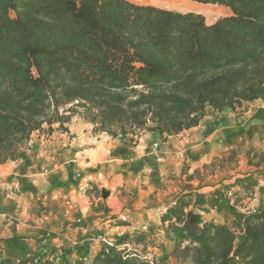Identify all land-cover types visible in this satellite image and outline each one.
<instances>
[{"label": "trees", "instance_id": "16d2710c", "mask_svg": "<svg viewBox=\"0 0 264 264\" xmlns=\"http://www.w3.org/2000/svg\"><path fill=\"white\" fill-rule=\"evenodd\" d=\"M191 1L231 14L207 23L198 12L130 0H0V164L22 158L34 132H68L73 117L130 142L150 124L165 140L196 126L207 108L264 101V0ZM243 155L254 171L208 192H182L160 215L179 225L177 249L188 264H264V209L230 224L194 212L222 200L243 205L264 189V152ZM150 262L134 247H111L73 264ZM0 264L54 263L0 251Z\"/></svg>", "mask_w": 264, "mask_h": 264}, {"label": "crops", "instance_id": "0c3cea01", "mask_svg": "<svg viewBox=\"0 0 264 264\" xmlns=\"http://www.w3.org/2000/svg\"><path fill=\"white\" fill-rule=\"evenodd\" d=\"M91 127L72 118L68 132H34L22 158L0 164L3 254H59L58 264L82 257L90 261L104 247L96 238L99 233L119 249L134 247L140 254L159 249L158 264H188L177 249L174 231L179 225L162 223L160 215L182 192H208L223 185L217 170L204 167L216 158L238 148L264 152V101L236 110L207 108L196 126L165 140L150 124L133 142L129 136L94 134ZM250 167L246 174L255 170ZM261 190L256 187L243 205L222 200L207 213L194 212L202 221L230 224L249 208L264 209ZM139 233L145 240L135 242ZM187 246L183 243L180 249Z\"/></svg>", "mask_w": 264, "mask_h": 264}, {"label": "rangeland", "instance_id": "374dc122", "mask_svg": "<svg viewBox=\"0 0 264 264\" xmlns=\"http://www.w3.org/2000/svg\"><path fill=\"white\" fill-rule=\"evenodd\" d=\"M130 1H132L134 3H138V4H152V5H155V6H158V7H162V8L173 9L169 5L165 4L162 1H158V0H130ZM209 7L212 8V9H222L223 10L222 6L216 5V4H210ZM173 10H177V9H173ZM179 11H183V10H179ZM229 13L231 14V12H226V13H224L221 16L230 15ZM221 16H215V15L205 16V20L207 22H210L211 20L214 21V20H216L217 18H219ZM73 118H77V117H73ZM145 132L149 133V130H146ZM238 149L236 150L237 154L235 156H233L232 158L225 159L224 161L220 160L223 157L217 158V160L214 161V165L212 167L208 168V171L217 170V172H218L217 173V178L220 179L221 182H223L224 185H230L231 184L230 181L233 180L235 176L244 175L251 168L250 165H248L247 162L245 161L246 159L243 156V152L241 150H238ZM241 149H243V148H241ZM228 156H229V154H227V157ZM260 193L263 194V196H264V189H262L260 191ZM254 208L258 211V209L256 207H254ZM249 209H251V208H249ZM241 214H245V213H241ZM239 215L240 214H238V216ZM98 236H102V234L98 233L96 235V238ZM154 246H156V245H154ZM156 248H158V247H156ZM153 250L154 249H151L147 253H143V254L141 253V254L146 256L149 259V261H151V264H158L159 257L157 256V254H159V249L155 250L154 252H153ZM28 257L31 258V260L33 258V256H28ZM181 258H182L183 261H185L184 260L185 258H183V257H181Z\"/></svg>", "mask_w": 264, "mask_h": 264}, {"label": "bare ground", "instance_id": "6f19581e", "mask_svg": "<svg viewBox=\"0 0 264 264\" xmlns=\"http://www.w3.org/2000/svg\"><path fill=\"white\" fill-rule=\"evenodd\" d=\"M169 5L173 9L183 11H194L203 14L204 16H221L224 13L222 9H212L210 4H202L191 0H158ZM224 9V8H223Z\"/></svg>", "mask_w": 264, "mask_h": 264}, {"label": "built area", "instance_id": "2783aa9c", "mask_svg": "<svg viewBox=\"0 0 264 264\" xmlns=\"http://www.w3.org/2000/svg\"><path fill=\"white\" fill-rule=\"evenodd\" d=\"M249 210H250V213H255L257 211L255 208H251ZM97 238L104 244V247L103 248H105L106 250H108L109 248L112 247L111 241H109L108 239H106V237L104 235L98 236ZM44 254L45 253L38 254V255H34L33 258H32V261L34 263H38V262H41L44 259H46V260H48V261H50V262H52L54 264H58V262L61 261V256L59 254H52L51 256H48V257H45ZM82 259L83 260H86V257H82Z\"/></svg>", "mask_w": 264, "mask_h": 264}, {"label": "water", "instance_id": "95a60500", "mask_svg": "<svg viewBox=\"0 0 264 264\" xmlns=\"http://www.w3.org/2000/svg\"><path fill=\"white\" fill-rule=\"evenodd\" d=\"M106 194H107L106 192H103V196H104V197L106 196Z\"/></svg>", "mask_w": 264, "mask_h": 264}]
</instances>
